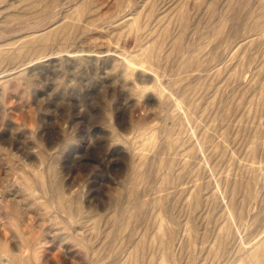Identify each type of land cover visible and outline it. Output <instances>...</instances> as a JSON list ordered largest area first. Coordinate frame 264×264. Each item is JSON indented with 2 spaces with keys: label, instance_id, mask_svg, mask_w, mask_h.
<instances>
[{
  "label": "rangeland",
  "instance_id": "1",
  "mask_svg": "<svg viewBox=\"0 0 264 264\" xmlns=\"http://www.w3.org/2000/svg\"><path fill=\"white\" fill-rule=\"evenodd\" d=\"M0 264H264V0H0Z\"/></svg>",
  "mask_w": 264,
  "mask_h": 264
}]
</instances>
